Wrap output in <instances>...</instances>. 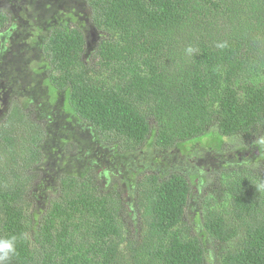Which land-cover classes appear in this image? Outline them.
<instances>
[{
    "label": "trees",
    "instance_id": "1",
    "mask_svg": "<svg viewBox=\"0 0 264 264\" xmlns=\"http://www.w3.org/2000/svg\"><path fill=\"white\" fill-rule=\"evenodd\" d=\"M80 4L101 33L91 58L81 14L62 4L68 13L36 21L31 59L16 54L18 33L2 47L14 59L4 69L0 55L10 99L0 106V239L17 238L10 264H264L262 175L213 154L225 138L252 135L262 138L238 153L263 156L264 0ZM230 10L238 28L213 32ZM9 19L0 10V37ZM202 138L200 164L220 170L222 201L201 200L203 170H133L122 184L135 196L126 239L122 191L100 182V168L147 148L186 152Z\"/></svg>",
    "mask_w": 264,
    "mask_h": 264
},
{
    "label": "rangeland",
    "instance_id": "2",
    "mask_svg": "<svg viewBox=\"0 0 264 264\" xmlns=\"http://www.w3.org/2000/svg\"><path fill=\"white\" fill-rule=\"evenodd\" d=\"M81 0H32L28 4V0H0V10H6L9 13V21L4 28L2 35L0 37V55H3L2 59L3 62H1V65L4 69L7 67V63H10L11 61H14L13 57L10 56L9 53H4V50L7 47H12L8 40L6 39V36L14 35L15 33H18V36L22 37V40H20V44H17L18 52L16 54L18 56H27L31 59L30 56L34 55V51L29 53V50L31 51L32 47H30V43L32 38H36L41 34L37 31V25L38 22H36L38 19H42L43 16L50 15L52 12L56 10H62V12H66L65 9H59L60 4L66 5L72 8L68 9L69 11L73 10L74 14H81L82 20H83V28L86 34V46H87V54L88 58L92 57L93 54V48L95 47L96 42L100 38V31H98L88 19H86V13L85 9L83 8V5L80 4ZM26 7V9L24 8ZM32 11H34V15L30 18L32 15ZM226 13V12H225ZM230 15H222L219 17H216L212 24V31L214 32L217 29L222 28L224 31H235L238 28L239 23L236 22L235 17L236 12L232 13V10L229 11ZM61 15V13H59ZM226 16V17H225ZM232 16V17H231ZM48 17V16H47ZM34 21V22H33ZM46 26V24L39 25L38 28H43ZM13 27V30L10 31V29ZM6 39V40H5ZM5 40V41H4ZM28 43V44H27ZM30 44V45H29ZM2 47H5V49L2 51ZM25 49L28 50V52H25ZM25 52V53H23ZM16 55V56H17ZM27 58L26 62L31 64L30 59ZM29 67V66H27ZM19 68V67H18ZM24 69V68H23ZM23 82L24 81H20ZM5 87V85H3ZM31 92L32 89H30ZM30 91H27L29 94ZM16 93L14 94V96ZM0 106L3 107L6 103H9L10 99L7 96L6 92H2L0 94ZM21 99V97H18ZM34 105L33 100L30 102V107ZM50 104H48L49 106ZM51 106V105H50ZM1 107V108H2ZM3 109V108H2ZM32 114L34 113V110L32 109ZM37 114V112H36ZM262 137H255L250 136L248 139H240V138H234L229 137L225 138L224 142L222 144V148L219 152H217L218 156L223 162H227L231 170H237L242 167H250L252 166L254 169H256L258 172L262 175V181L264 182V149L263 150V156L258 157V159L253 158L252 156L245 157V158H237V153L240 151L241 147L248 149L252 143L260 141ZM207 141H209V138H207ZM205 142V138L196 142H193L192 144H188V150L186 152H179L176 149H169L166 151V160L169 163L168 170L170 169H177L180 171H185L186 174H194L200 173V171H197L198 168L202 171V176L206 178V181L204 182L203 186L201 187V200L204 199V197L209 198H216L218 199V203L222 201L224 196L225 189L223 188V184L220 178L218 177L220 174V170L213 172L210 169L205 170L204 166L200 164V160L204 157L206 148L203 144ZM163 152V151H162ZM242 152V150H241ZM160 151L152 152L150 149H144L143 151H136L134 153H131L129 156V161L125 164H118L114 167L111 165L109 166L106 164L105 166H102L101 172L104 174V180H100L101 183L103 181L107 185L115 184L118 185L119 191L121 190V195L123 196L124 200V206L125 210H122L119 213V223L123 229L125 238L128 239V237L134 235V229L133 225L130 221V214L128 211L133 212L135 211L134 208V190L131 187V184L128 183L127 186L123 187V185L127 184L129 182L130 177H133L131 174V171L135 170L136 172L144 171L146 172H156L161 171L163 167L158 162L152 161L154 157L160 156ZM164 154V152L162 153ZM258 155V153H256ZM158 157V158H159ZM205 159V158H204ZM200 164V165H199ZM205 166H208L211 168L210 165H208V162L204 163ZM198 167V168H197ZM204 168V169H203ZM138 175L137 177L141 176ZM200 182V180H199ZM197 190V189H196ZM126 191L128 194L126 195ZM188 218H184V220L187 222ZM131 238V237H130Z\"/></svg>",
    "mask_w": 264,
    "mask_h": 264
},
{
    "label": "clouds",
    "instance_id": "3",
    "mask_svg": "<svg viewBox=\"0 0 264 264\" xmlns=\"http://www.w3.org/2000/svg\"><path fill=\"white\" fill-rule=\"evenodd\" d=\"M188 51L191 52V48ZM16 241L15 236L0 239V264H10L12 257L16 254Z\"/></svg>",
    "mask_w": 264,
    "mask_h": 264
},
{
    "label": "flooded vegetation",
    "instance_id": "4",
    "mask_svg": "<svg viewBox=\"0 0 264 264\" xmlns=\"http://www.w3.org/2000/svg\"><path fill=\"white\" fill-rule=\"evenodd\" d=\"M167 151V150H166ZM166 151H163L164 152V154H162L163 152L161 151V158H160V160H162V162H158L159 164H161V166L162 167H166V166H169V163L167 162V160H166V157H165V155H166ZM217 152H214L213 154H216ZM218 154V153H217ZM238 155H237V157L240 159V158H242V156H246V157H251L252 156V154L251 153H249L246 149H244L242 152H239V153H237ZM198 168V167H197ZM197 171H201L200 170V168H198L197 169ZM196 173V172H195ZM188 175V174H187Z\"/></svg>",
    "mask_w": 264,
    "mask_h": 264
}]
</instances>
